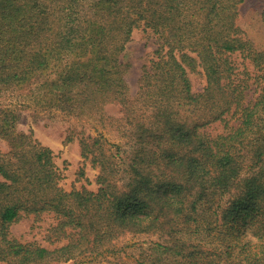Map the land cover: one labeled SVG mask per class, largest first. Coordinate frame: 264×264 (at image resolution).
I'll use <instances>...</instances> for the list:
<instances>
[{"label": "trees", "instance_id": "obj_1", "mask_svg": "<svg viewBox=\"0 0 264 264\" xmlns=\"http://www.w3.org/2000/svg\"><path fill=\"white\" fill-rule=\"evenodd\" d=\"M242 2L0 0V97L25 93L101 128L112 118L122 141L114 153L101 131L81 125L79 153L98 169V188L67 191L53 150L32 130H19L20 110L0 101L7 144L0 151V261L51 264L89 251L85 243L103 241L106 232H80V214L96 211L104 221L126 228L145 222L136 231L164 235L137 264H264V48L238 24ZM136 29L156 48L131 95L121 56ZM233 53L258 73L255 97L236 77ZM199 69L206 84L194 92L189 74ZM202 103L212 110L199 120L193 107ZM108 104L119 117L105 113ZM213 121L223 123L221 133L205 129ZM72 139L67 134L64 142ZM40 212L60 217L61 228L77 225V238L47 248L11 235L12 223ZM253 223L257 230L249 229ZM200 229L243 239L235 252L234 245L201 251L183 234Z\"/></svg>", "mask_w": 264, "mask_h": 264}, {"label": "rangeland", "instance_id": "obj_2", "mask_svg": "<svg viewBox=\"0 0 264 264\" xmlns=\"http://www.w3.org/2000/svg\"><path fill=\"white\" fill-rule=\"evenodd\" d=\"M263 12L264 0H243L238 9V24L257 48H264ZM155 48L156 42L147 32L141 29L133 31L131 39L126 44L121 56V61L129 64L125 73L129 94H135L141 67ZM231 57L235 64L236 77L245 80L249 84V89L246 90L247 97H255L259 92L256 80L258 73L253 70L246 59H242L239 53H233ZM189 77L192 82V90L194 92L202 91L206 84L202 70L190 73ZM0 101L14 104L20 110V117L17 122L19 130H32L33 137L36 140L53 150L56 165L63 174V178L60 181V186L63 189L70 191L72 188L80 189L81 187H86L93 191L97 190L98 184L95 182V178L98 174V169L92 167L89 160L81 158L78 144L80 133L78 131L81 125L86 128V132L91 129L88 125L96 127L103 133L106 140L105 145L109 151L117 153L113 143L121 144L122 141L119 140L118 134L114 131V119L108 118L102 121L106 125L101 128L100 123L95 120L87 121L85 119L84 121H78L68 118L58 109L47 108L40 103L37 104L34 98L27 97L25 93L8 92L0 97ZM211 110L208 104L204 105L202 103L200 106L193 107V114L196 118L202 120L203 117L209 116L207 114ZM105 113L114 118L120 116L118 106L115 104H108L105 107ZM205 129L213 135L221 133L223 131V123L213 121ZM91 132L93 131L91 130ZM67 134L73 136V139L65 143L64 138ZM6 150V142L0 139V151L4 152ZM120 154L118 153V155ZM80 168L84 171L83 175L79 173ZM215 199L216 197H214ZM91 212L96 211L82 212L80 214V222L84 225V229L82 228L80 232L89 236L92 232L99 229L104 230L106 232L104 240L97 244H93L91 241L89 243L86 242L85 245L92 249L78 254L67 261L51 264H137L148 252V248L153 242L165 241L164 235L159 230L136 231V228H144L145 222L134 228H126V226L104 221ZM59 219L60 217L55 216L52 212L25 214L20 220L12 223L9 230L11 235L21 242H34L47 248H53L61 246L71 239H76L79 233V227H75L77 225H67L61 228L58 225ZM249 229L257 230V224L253 223ZM183 234L188 238L186 243L195 245L196 249L211 253L218 252L226 245H234L235 252L238 248L237 244H240L243 239V237L237 239L234 235L225 232L213 231L207 233L202 229L195 232L187 230ZM190 248L191 246H188L186 250ZM0 264L8 263L0 261ZM173 264L177 263L173 262Z\"/></svg>", "mask_w": 264, "mask_h": 264}]
</instances>
